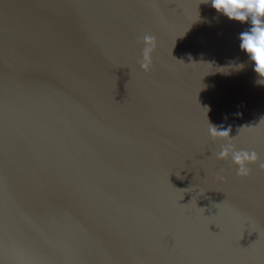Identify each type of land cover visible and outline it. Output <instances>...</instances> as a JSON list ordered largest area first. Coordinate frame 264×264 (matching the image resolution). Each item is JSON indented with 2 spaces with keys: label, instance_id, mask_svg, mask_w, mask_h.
<instances>
[{
  "label": "water",
  "instance_id": "water-1",
  "mask_svg": "<svg viewBox=\"0 0 264 264\" xmlns=\"http://www.w3.org/2000/svg\"><path fill=\"white\" fill-rule=\"evenodd\" d=\"M202 2L0 0V264H264V171L208 131L264 161L251 25Z\"/></svg>",
  "mask_w": 264,
  "mask_h": 264
},
{
  "label": "clouds",
  "instance_id": "clouds-1",
  "mask_svg": "<svg viewBox=\"0 0 264 264\" xmlns=\"http://www.w3.org/2000/svg\"><path fill=\"white\" fill-rule=\"evenodd\" d=\"M208 2L209 0H203L202 3ZM210 2L218 13L223 14L228 19L240 23H250V29L241 32L239 35V47L254 63V72L259 77L257 83L264 84V0H210ZM138 42L143 45L138 63L143 71L149 72L152 68V54L157 47V39L154 35L145 34ZM208 131L213 140L228 141L216 154V158L219 160L230 158L232 164L236 166L238 176L248 177L252 171L249 165L253 164L258 165L259 169L264 171V161H260L256 151L237 150L235 148L232 143L235 137L230 135L231 126L220 130L217 126L209 123ZM217 178L221 181L224 180L222 175H218Z\"/></svg>",
  "mask_w": 264,
  "mask_h": 264
}]
</instances>
